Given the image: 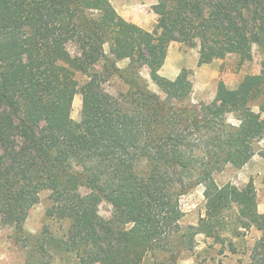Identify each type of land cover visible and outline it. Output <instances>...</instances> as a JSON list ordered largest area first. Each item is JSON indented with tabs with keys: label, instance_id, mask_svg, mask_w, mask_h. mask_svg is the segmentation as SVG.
<instances>
[{
	"label": "trees",
	"instance_id": "obj_1",
	"mask_svg": "<svg viewBox=\"0 0 264 264\" xmlns=\"http://www.w3.org/2000/svg\"><path fill=\"white\" fill-rule=\"evenodd\" d=\"M156 11L152 32L110 0H0V226L22 232L50 190L48 213L71 220L68 238L56 244L77 264H144L156 250L177 264L203 228L218 240L256 228L262 236L250 264H264V212L253 182L220 186L214 177L246 165L253 140L264 136V119L250 108L264 98V60L238 88L221 81L211 103H186L187 73L160 74L170 44L191 31L199 33L200 65L229 55L243 64L254 44L264 53V0H158ZM144 68L163 94L150 88ZM81 74L87 81L75 120ZM115 76L126 91L106 89ZM233 112L243 113L239 125L229 121ZM201 184L210 200L204 225L183 226L181 197ZM102 202L111 216L95 212Z\"/></svg>",
	"mask_w": 264,
	"mask_h": 264
},
{
	"label": "rangeland",
	"instance_id": "obj_2",
	"mask_svg": "<svg viewBox=\"0 0 264 264\" xmlns=\"http://www.w3.org/2000/svg\"><path fill=\"white\" fill-rule=\"evenodd\" d=\"M116 10L126 19L133 21L145 29L156 32L159 29V15L156 11L158 0H110ZM74 51L76 46L69 45ZM109 52V45H106ZM252 58L243 64L239 63L237 55L226 58H216L211 63L199 64L201 46L198 31H191L185 41H173L168 48V56L160 74L175 79L181 73H187L193 82V92L186 103H211L217 95L219 83L224 81L230 88L240 87L250 75L260 74L263 69L264 53L257 45H253ZM129 59H118L122 68L128 65ZM143 76L148 80L150 88L163 94L154 82L152 73L143 69ZM80 89L73 102L72 117L81 120L82 89L87 77L79 75ZM106 89L112 94L126 91L128 86L119 77H113L105 83ZM250 108L260 112L264 119V98L251 102ZM229 121L239 125L243 119L242 112L229 114ZM256 154L243 167L227 165L224 170L215 173L216 182L222 186L229 182L243 187L253 182L260 212H264V156L260 150L264 148V136L253 140ZM205 185L192 188L181 197V206L185 211L183 226L190 224L204 225L210 200L205 196ZM51 191L41 193V200L34 205L24 224L22 232L11 225L0 226V264H77L75 253L59 249L57 239L68 238L71 226L70 219L52 216L48 209L52 206ZM113 207L102 202L95 208L99 215L111 216ZM235 217L229 215L228 222L233 223ZM228 239L218 240L208 237L205 228L196 237V245L192 250L182 248L177 256V264H250V254L262 232L252 228L240 237L231 236L225 232ZM177 237V236H176ZM177 237L172 243L179 244ZM171 252L156 250L148 255L144 264H157L166 261L171 264Z\"/></svg>",
	"mask_w": 264,
	"mask_h": 264
}]
</instances>
